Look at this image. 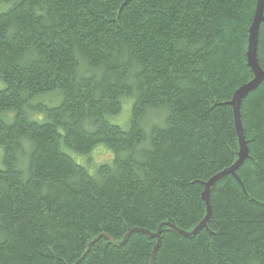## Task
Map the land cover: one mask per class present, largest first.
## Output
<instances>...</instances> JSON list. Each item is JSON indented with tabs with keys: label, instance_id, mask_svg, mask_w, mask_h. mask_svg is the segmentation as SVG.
Listing matches in <instances>:
<instances>
[{
	"label": "trees",
	"instance_id": "trees-1",
	"mask_svg": "<svg viewBox=\"0 0 264 264\" xmlns=\"http://www.w3.org/2000/svg\"><path fill=\"white\" fill-rule=\"evenodd\" d=\"M0 2V264H264V4Z\"/></svg>",
	"mask_w": 264,
	"mask_h": 264
},
{
	"label": "bare ground",
	"instance_id": "bare-ground-1",
	"mask_svg": "<svg viewBox=\"0 0 264 264\" xmlns=\"http://www.w3.org/2000/svg\"><path fill=\"white\" fill-rule=\"evenodd\" d=\"M256 41H257L256 35H255L254 32H252V33H251V40L249 41V48L251 49V50L249 49V55H250V56H253V55L256 56V55H257V50H256V48H254V45L256 44ZM239 133H242V132H239ZM238 163H239V162H237V163H236L233 167H231L230 169H227V170H225V171L219 173L218 175H216L217 177L213 179L212 183L214 182L215 179L218 180V178H221V177H223V176H226L227 174H230V173H231L230 171L234 172V168L238 165ZM207 186H208V185H207ZM203 196H204V198H209V196H210V190H209L208 187L205 189V191H204V193H203ZM208 213L211 215V209H210V207L208 208V211H207V215H206V217H208ZM202 221H203V220H202ZM202 221H201L200 223H201L202 225H204V223H203Z\"/></svg>",
	"mask_w": 264,
	"mask_h": 264
},
{
	"label": "rangeland",
	"instance_id": "rangeland-1",
	"mask_svg": "<svg viewBox=\"0 0 264 264\" xmlns=\"http://www.w3.org/2000/svg\"><path fill=\"white\" fill-rule=\"evenodd\" d=\"M8 8V5L0 2V12L6 10ZM131 112V106L126 103L125 106H124V110H123V114H119L117 117H116V122L119 123V124H122V121L125 120L126 118H128L129 114ZM127 121V120H126ZM125 121V122H126ZM125 124V123H123ZM125 126V125H124ZM3 147L0 145V166H1V163H2V154H3ZM80 160V159H79ZM84 162V161H83Z\"/></svg>",
	"mask_w": 264,
	"mask_h": 264
},
{
	"label": "water",
	"instance_id": "water-1",
	"mask_svg": "<svg viewBox=\"0 0 264 264\" xmlns=\"http://www.w3.org/2000/svg\"><path fill=\"white\" fill-rule=\"evenodd\" d=\"M263 4H264V0H259L255 23H257L259 19H261V10H262Z\"/></svg>",
	"mask_w": 264,
	"mask_h": 264
}]
</instances>
